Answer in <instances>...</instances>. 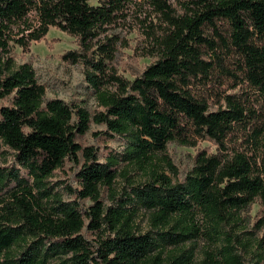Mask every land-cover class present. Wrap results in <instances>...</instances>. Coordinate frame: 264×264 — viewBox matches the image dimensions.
Masks as SVG:
<instances>
[{"label": "trees", "instance_id": "1", "mask_svg": "<svg viewBox=\"0 0 264 264\" xmlns=\"http://www.w3.org/2000/svg\"><path fill=\"white\" fill-rule=\"evenodd\" d=\"M0 0V264H192L198 239L222 241L221 262L244 264L227 230L253 204V264L264 260V0H142L154 22L141 23L156 60L132 81L112 65L113 32L136 0ZM145 23V24H144ZM50 28L76 38L62 60L81 64L99 111L44 100L46 86L30 64L17 65ZM101 125L124 146L101 162L78 140ZM199 150L183 181L167 145ZM73 160V191L91 205L82 213L45 186ZM117 178L124 185L117 190ZM106 192L109 204L103 205ZM146 214L148 230L136 220ZM95 234L94 244L83 236ZM252 235V234H251ZM235 242H238L237 240Z\"/></svg>", "mask_w": 264, "mask_h": 264}, {"label": "rangeland", "instance_id": "2", "mask_svg": "<svg viewBox=\"0 0 264 264\" xmlns=\"http://www.w3.org/2000/svg\"><path fill=\"white\" fill-rule=\"evenodd\" d=\"M167 1L174 8H178L179 3L186 0ZM96 2L97 0H91L89 3L96 5ZM124 12L125 18L120 19L113 32L120 40L125 41L126 45L123 46L122 43H118L112 65L118 76L127 81H132L141 74L146 66L156 60L155 56H144L149 44L144 36V27H141L143 20L146 19V23L155 20L148 6L142 0H136V4L128 6ZM76 50H78L76 38L50 28L41 41L30 43L27 52L18 47H13L12 56L17 65L23 63L31 65L38 81L46 86L45 101L57 98L68 105H79L93 115L99 109L92 90L84 81L82 65L79 63L71 64L62 60L64 53ZM10 104V99H0V107ZM78 142L82 147H92L97 150L101 162L104 161L106 154L119 153L124 146L123 138L105 134V128L94 123L90 125L89 131ZM203 149L210 153L215 152V147L206 141L199 142L195 147L180 146L176 143L167 145V153L177 170L179 181H183L192 169L195 153ZM11 167L20 168L15 162L13 154L8 151L3 158H0V168L9 169ZM79 168L80 165H77L73 160H66L63 167L55 170L52 176L46 180L45 186L51 193L58 194L63 202L75 201L80 211L84 213L90 207V201L78 199L73 193L78 186L76 174ZM123 185L124 181L117 178L115 188L119 190ZM101 201L105 206L109 204L110 200L106 192L102 194ZM259 209L258 204H253L249 211L242 215L243 220L239 225L227 228L235 239L233 244L244 264H253L255 261L256 252L253 248L252 224ZM136 223L141 233L146 232L149 228L145 213L140 212ZM95 234L87 230L83 231L84 238L91 244H94ZM236 240L238 242H235ZM192 244H195L192 264H204L205 251L212 253L216 262H221L218 252L225 244L221 240L209 242L203 238L194 243H186L185 247L188 248ZM261 264H264V260Z\"/></svg>", "mask_w": 264, "mask_h": 264}]
</instances>
